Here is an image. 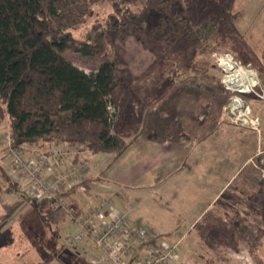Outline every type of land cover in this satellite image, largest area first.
Masks as SVG:
<instances>
[{
	"label": "trees",
	"instance_id": "16d2710c",
	"mask_svg": "<svg viewBox=\"0 0 264 264\" xmlns=\"http://www.w3.org/2000/svg\"><path fill=\"white\" fill-rule=\"evenodd\" d=\"M101 1L111 4L112 13L105 23H95L85 39H77L73 30L92 17V7ZM228 1L0 0V100L10 120L11 146L43 149L61 142L84 146L93 154H124L130 144L115 130V119L127 106H135L134 73L118 64L119 50L90 72L75 65L67 53L107 56L116 41L133 38L152 54L153 62L188 52L194 58L210 40L225 44L226 35L216 29ZM213 115L212 105L206 103L191 119L208 125L215 122ZM262 159L264 155L256 158L259 169L264 168ZM259 169L253 171L256 191L249 199L260 214L245 211L251 221L237 227L239 235L255 236L264 228V179ZM226 227L237 240L236 232Z\"/></svg>",
	"mask_w": 264,
	"mask_h": 264
},
{
	"label": "crops",
	"instance_id": "0c3cea01",
	"mask_svg": "<svg viewBox=\"0 0 264 264\" xmlns=\"http://www.w3.org/2000/svg\"><path fill=\"white\" fill-rule=\"evenodd\" d=\"M161 74L154 72L149 76L150 72L136 73L138 79L134 84L140 91L153 88L157 79L158 83L164 81ZM144 76L152 78L151 85L140 84ZM170 83L173 87L180 83L189 88L185 80ZM184 98L179 99L181 101H138L135 106L124 108L120 112L126 118L124 125L120 131H116L130 146L121 156L93 154L80 147L82 152L79 151L74 158L69 154L67 158L73 164L86 165L84 180L74 187L65 185L62 191L65 203L75 209L73 214L67 213L70 226L78 228L80 219L92 213L97 205L109 202L112 209L107 210L105 220H110L116 211L122 212L132 226L145 229L151 236L150 241H138L129 250L125 260L132 264L150 259L157 250L178 244L186 235L197 230L211 213L217 211L228 190L238 184L244 174L247 180L250 177L252 180L254 159L264 155V138L262 140L261 135L250 129L241 130V126L222 123V116L218 115L222 109L221 101H186ZM206 103H210L215 111L213 128H206L191 119L192 113L198 112ZM179 123L182 126L174 129ZM169 131L172 135L167 134ZM149 133L158 137H150ZM182 133L188 137L180 138ZM25 147L32 155L47 149L31 145ZM211 224V221L205 224L199 231L200 237L186 245L188 250H184V258L190 257L197 248L203 251L201 243L208 246L206 234H221L222 230L227 229L226 225L225 229L219 230V227ZM258 230L264 232L263 227ZM95 233L93 231L92 237ZM86 245L102 252V262L106 264L108 256L94 247L92 238L83 241V246ZM240 253L238 248L226 257H221L220 253L213 257L206 252L205 262L239 264L244 260ZM245 254L251 256L250 252ZM245 263L252 264L249 260ZM109 264L113 263L110 261Z\"/></svg>",
	"mask_w": 264,
	"mask_h": 264
},
{
	"label": "rangeland",
	"instance_id": "374dc122",
	"mask_svg": "<svg viewBox=\"0 0 264 264\" xmlns=\"http://www.w3.org/2000/svg\"><path fill=\"white\" fill-rule=\"evenodd\" d=\"M92 9V17L80 28L73 30V35L79 40L85 39L88 31L95 23H105L113 11L111 4L107 1L97 3ZM222 10V17L216 31L219 29L224 32L226 35L224 37L225 44L220 45L216 41L210 40L207 44L208 48H206L207 45L204 46L203 49L206 48V50L203 53H197L194 58L188 52L185 54L186 56L178 55L167 61L153 62L152 54L133 38H129L125 43L116 41V46L108 50L107 56L102 55L94 58L73 51H69L66 56L79 68L90 72L107 61L111 55L115 57V52L119 50L122 56L118 58V64L120 67L129 68L134 73L135 80L138 79L136 73L140 75L142 72H150L149 76H152L151 74L154 72H160V74L162 73L161 76L164 77V81L159 83L157 79L153 88L141 91L140 88H136L134 80L131 101H135V105L138 104V101H181L179 99L184 97L186 101H221L222 109L220 112L218 111V115L222 116V123L232 124L225 113L231 93H228L224 88L223 75L216 63L215 54L224 51L234 52L239 57L251 62L248 65L257 70L261 84L260 90L264 92V0H230L222 5ZM226 40L230 42L227 43ZM151 79L144 76L140 84L151 85ZM184 80L188 82L189 88L183 87L180 83L173 87L170 83L173 82L174 84ZM245 99L251 103L254 117L259 120L260 132L247 126L245 128L241 126L240 129L244 131L250 129L257 135H261L263 140L264 99L255 95L246 96ZM215 116L214 111L212 117L215 119ZM125 119L123 114L117 115L115 130L120 131L122 129ZM214 125L215 122H211L205 126L206 128H213ZM181 126L182 124L179 123L174 128L179 129ZM9 142L10 120L6 112V105L0 100V264H40L43 262L46 264H104L102 252L94 250V248L91 249V246L88 245L83 246V241L74 242L72 237L76 235L78 228L73 225L70 226L66 209L43 199L32 198L25 192L26 183L15 179L13 157L7 150ZM53 147L59 148L68 155L70 154L73 158L81 151L82 148L80 147L85 148L81 145L73 146V148L62 143L59 146L46 147V150L49 151ZM256 158L254 159V171L259 169ZM259 170L261 172L262 169ZM249 179L247 180V176L244 174L239 183L228 190L218 204L217 211L211 213L197 230L186 235L182 242L179 240L180 242L175 245L169 242L171 244L169 246L176 247V255L170 264H206V252L211 253L213 257L219 253L221 257L224 255L226 257L229 253L232 254L235 248L241 251L240 254L244 258L239 264H247L245 263L246 260L252 264L264 263V257H262L264 232L257 229L255 236L249 237L239 235L238 230H236L242 223L251 221L245 211L260 214V208L254 201L250 200V197L255 194L256 186L251 177ZM235 192L238 194L236 195ZM99 206L97 205L96 208ZM67 207L72 208L68 204ZM210 221L211 225L219 227V230L228 225L231 231L236 232L237 240H232L229 236V230L225 228L221 234L215 232L206 234L208 246L201 243L200 248L204 246L203 251L197 248L191 252L190 257L184 258L186 245L192 244L196 238H199V231L201 232L204 225ZM205 242L207 241L205 240ZM248 252L251 253V256L245 254ZM76 253H79V256L76 255V257ZM108 261L110 262V260ZM108 261L106 264H109Z\"/></svg>",
	"mask_w": 264,
	"mask_h": 264
},
{
	"label": "built area",
	"instance_id": "2783aa9c",
	"mask_svg": "<svg viewBox=\"0 0 264 264\" xmlns=\"http://www.w3.org/2000/svg\"><path fill=\"white\" fill-rule=\"evenodd\" d=\"M215 58L223 75L224 88L231 93L225 108L226 115L232 124L260 132L259 120L254 117L251 103L245 99L249 95L264 99L257 70L242 63L229 51L218 52ZM7 150L13 157L15 179L26 183V193L30 197L54 201L69 214L75 212L67 207L61 195L65 185L74 187L84 180L86 165L67 161L68 154L57 147L32 155L28 154L25 145L15 149L9 142ZM261 172L264 179V168ZM108 209H112L111 204L104 202L87 217L80 219L77 222L78 231L72 238L75 243L92 238L94 247L103 251L113 264H131L125 260L129 250L136 242L150 241L151 238L145 229L132 226L122 212L116 211L110 220H105ZM93 231L96 233L92 237ZM175 250L176 247L157 250L150 259L138 264H170L176 255Z\"/></svg>",
	"mask_w": 264,
	"mask_h": 264
}]
</instances>
